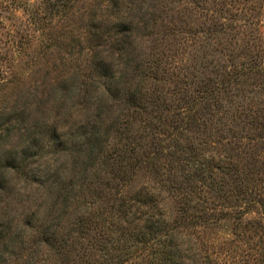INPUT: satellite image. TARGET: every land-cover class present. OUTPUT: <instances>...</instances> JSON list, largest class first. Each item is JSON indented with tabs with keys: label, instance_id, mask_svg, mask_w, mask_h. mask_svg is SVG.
<instances>
[{
	"label": "rangeland",
	"instance_id": "obj_1",
	"mask_svg": "<svg viewBox=\"0 0 264 264\" xmlns=\"http://www.w3.org/2000/svg\"><path fill=\"white\" fill-rule=\"evenodd\" d=\"M62 3L0 0V205L21 224L32 221L25 224L24 248L3 264H21L19 254L38 244L45 264H151L147 246L132 244L130 234L146 230L158 215L138 210V199L158 189L167 197L159 206L175 218L179 204L171 185L190 188L181 175L192 154L189 140L207 139L239 154L264 202V74L255 71L264 70V0ZM151 49L160 57L162 80L154 99L145 101L148 113L129 124L136 156L129 166L109 156L120 137L116 124L127 117L110 87L116 80L122 96L134 91L135 69L144 67ZM210 84L220 90L205 99L200 90ZM189 117L196 118L193 126ZM157 151L164 158H154ZM147 156L161 164L163 175ZM198 190L191 192L198 208L192 213L202 214L204 199L220 203L216 192ZM123 200L138 212L124 232L109 221ZM245 219L258 222L250 238L233 235L225 220L207 227L180 220L178 248L208 239L222 246V264H264V207L254 203ZM47 221L59 223L52 243L39 233ZM186 254L183 264H194Z\"/></svg>",
	"mask_w": 264,
	"mask_h": 264
},
{
	"label": "trees",
	"instance_id": "obj_2",
	"mask_svg": "<svg viewBox=\"0 0 264 264\" xmlns=\"http://www.w3.org/2000/svg\"><path fill=\"white\" fill-rule=\"evenodd\" d=\"M67 1L69 0H55V6L59 2H63L62 4L64 5ZM143 1L145 3L147 2V0ZM144 8L145 4L143 3L139 6V11L143 12ZM132 52H135V49L132 50ZM142 60L144 61V67H142V69H140V67L135 69L136 72H139V78L136 81L134 91L128 90L127 94L122 96V89L116 80L112 81V87H110V95H112L113 99L124 101L125 104L123 107L125 111L123 114L127 115V117H125V120L121 119V121H118V124H116V136L118 135L120 137L115 140L114 143L111 141L108 142L115 145L109 156H114L118 158L122 164L125 162V164L129 166L133 164L134 161H132V159L136 157L135 146L133 145V141L130 140L131 136L127 133L131 129L129 124L134 122L139 115L148 113L145 101L154 99V92L157 90L158 84L162 80L158 73L160 57L157 53L151 49L144 53ZM246 68H249L251 71L255 70V67L252 66H247ZM255 71L257 74H264V70L262 69L257 68ZM127 81L128 79H125V82ZM214 83H218V81ZM207 86L205 89L200 90L201 96L205 99L208 96L210 98L216 97L217 90L220 86L213 84ZM156 106L162 105L159 103L156 104ZM110 110L112 111V109ZM195 120V117H189L187 124L193 126ZM122 126H124V128H122ZM151 129L154 128L151 127ZM187 148L192 154L189 156L188 162L181 169V175L190 181L188 183L190 188L187 190L184 186L175 187V185H171L176 189V201L179 204L174 211L175 218L172 217V212L166 209L167 207L165 205L162 204L161 207L159 206V202L162 198L165 200L167 197L163 196L161 192L157 194L158 189L155 193L148 191L138 199V210L145 213L146 209H148L149 217L151 218L158 215V219L155 223L152 221L148 224L146 230H140L136 234H130V237L133 238L132 244H136L135 241H139L147 246L145 250H147L148 256H151V259L148 260L151 264H183V250H187V254L184 255L185 258L194 264H222L221 253L223 252L220 249L222 246L218 245V243H215L213 240H201L195 242L194 245L186 249L178 248L179 242L177 238H179L178 236L181 234L178 230L179 221L190 218L193 219L192 225L201 224L207 227L211 223H216L221 219L228 223L226 225L231 227L233 235L241 238V234L244 233L250 238V233L248 232L252 230L253 225L256 223L258 224V222H256L257 220L245 219L246 211L249 207L253 206L254 203H259L264 207L263 199H261V197L258 199L257 197L260 193H256L257 195H255L256 187L249 178V173L245 171L244 166L240 167L239 154L231 153V148V151L228 153L226 151L228 150L226 146L210 144L207 139L199 141L198 143L195 140H189ZM157 152L154 158H158L160 155L164 158L165 155L161 153V151ZM253 153H255V151ZM253 153L252 151L249 153L251 154V158H254ZM258 155H260V153H258L257 156ZM147 157L149 162L153 163L155 166L156 173L163 175L161 164L157 165L154 160H151L153 158H150V156ZM95 158L96 157H94V159ZM140 161H142V159H140ZM216 170L222 173L223 177H217L214 172ZM228 175L232 176V180L226 179ZM173 180L177 179L173 177ZM3 186L4 184H1L0 188ZM198 189L205 190L207 193L216 192V194L213 195L219 198L220 203L212 201L211 205H209L208 200L204 199L202 202L206 204V207L201 209L202 214L192 213L190 211L191 208L196 209V211L198 210L197 205L191 204L192 193L196 192ZM199 192L198 190L197 196L199 199H202L203 195L201 193V195H199ZM233 199L234 201H232ZM3 201H5V199H3V191L0 190V204ZM4 205L5 203L2 206L0 205V210H3L2 212L0 211V242L2 241L0 244V264H3L7 260L9 254H15L16 249L24 248L25 238L29 234L25 224H30L32 222L27 220L24 222L25 224H21L16 220V215L11 214L8 206L4 208ZM132 206L133 204L126 203V201L123 200L117 207L119 213L116 214V216L112 215L111 220H109L111 224L117 225L122 232H124L125 228H129L134 223L136 217H138V212L133 211ZM142 207L144 211L141 209ZM218 208H220L219 213L216 212ZM221 208H223V210H221ZM207 209L211 210V212L209 213V211H206ZM130 212L133 213L131 219L128 217ZM32 218H36V222L39 220L36 215ZM107 219L108 218H104L103 221ZM148 220H150V218H147V221ZM115 221H122L126 223L127 227L123 225L119 226ZM57 224L59 223L47 221L41 225L39 233L43 241L52 243L56 236ZM257 229L258 227L254 228L253 231L257 232ZM38 245L39 246L32 247V251L27 254H19V259L23 260L21 264H40L41 262L45 264V261L48 259L42 256L44 254V252L40 251L42 245ZM227 255H230V253L224 254V256Z\"/></svg>",
	"mask_w": 264,
	"mask_h": 264
},
{
	"label": "clouds",
	"instance_id": "obj_3",
	"mask_svg": "<svg viewBox=\"0 0 264 264\" xmlns=\"http://www.w3.org/2000/svg\"><path fill=\"white\" fill-rule=\"evenodd\" d=\"M74 119V118H73Z\"/></svg>",
	"mask_w": 264,
	"mask_h": 264
}]
</instances>
